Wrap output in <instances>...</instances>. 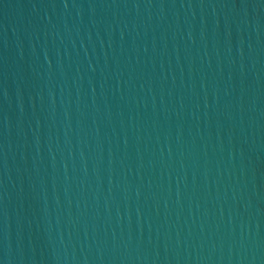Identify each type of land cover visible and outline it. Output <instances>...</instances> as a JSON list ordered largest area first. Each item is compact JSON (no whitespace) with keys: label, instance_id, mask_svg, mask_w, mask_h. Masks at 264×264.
Segmentation results:
<instances>
[{"label":"water","instance_id":"95a60500","mask_svg":"<svg viewBox=\"0 0 264 264\" xmlns=\"http://www.w3.org/2000/svg\"><path fill=\"white\" fill-rule=\"evenodd\" d=\"M0 264H264V0H0Z\"/></svg>","mask_w":264,"mask_h":264}]
</instances>
